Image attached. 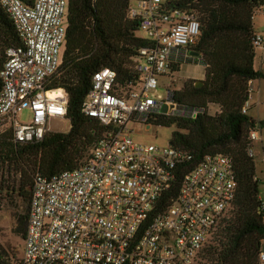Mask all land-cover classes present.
Segmentation results:
<instances>
[{"label": "built area", "instance_id": "built-area-1", "mask_svg": "<svg viewBox=\"0 0 264 264\" xmlns=\"http://www.w3.org/2000/svg\"><path fill=\"white\" fill-rule=\"evenodd\" d=\"M177 1L129 2L125 19L137 23L146 41L132 59L133 80L120 84L106 67L92 75L81 113L104 132L79 167L33 176L16 264H195L232 208L237 180L228 155L205 156L184 172L188 152L132 138L134 127L151 129L155 116L204 112L179 106L170 98L177 90L159 84L196 58L190 50L199 36L198 15L173 6ZM0 6L20 40L5 50L0 70V138L17 146L38 143L52 133V121L69 123L66 91L50 86L61 65L68 0H0ZM262 7L253 8L251 20ZM252 45L264 47L261 35L253 34ZM159 88L166 89L164 98ZM251 89L249 83V94ZM163 105L166 112L160 113ZM26 111L29 120L20 123ZM248 140H258L255 129ZM247 154L253 156L251 146ZM260 210L264 217L262 201Z\"/></svg>", "mask_w": 264, "mask_h": 264}, {"label": "trees", "instance_id": "trees-1", "mask_svg": "<svg viewBox=\"0 0 264 264\" xmlns=\"http://www.w3.org/2000/svg\"><path fill=\"white\" fill-rule=\"evenodd\" d=\"M33 0H23L30 4ZM132 0H68L67 29L59 74L50 86L62 88L68 95L66 133H47L43 140L22 146L0 138V161L16 166L18 190L24 192L38 173L51 176L73 170L80 154L101 137L104 128L81 113L82 102L91 88L92 75L101 68L115 71L120 84L133 80L132 59L146 41L137 36L138 25L125 19ZM259 0H179L173 6L193 9L200 23L191 52L198 56L189 64L204 68L202 86L185 82L170 92L179 106L200 112L194 118L155 116L152 127L176 125L171 143L191 156L184 172L205 156L228 155L234 165L237 190L233 211L214 234L205 249L208 264H260V245L264 238V217L259 197L249 131L256 123L242 114L249 99V83L263 79L264 73L253 68L252 10ZM20 45L12 22L0 6V70L5 50ZM179 70H177L178 72ZM1 90V83H0ZM218 113H207L208 106ZM24 226L18 232L24 237ZM0 264H11L8 251L0 244Z\"/></svg>", "mask_w": 264, "mask_h": 264}, {"label": "rangeland", "instance_id": "rangeland-1", "mask_svg": "<svg viewBox=\"0 0 264 264\" xmlns=\"http://www.w3.org/2000/svg\"><path fill=\"white\" fill-rule=\"evenodd\" d=\"M258 25L262 28L260 30L258 29L259 32H264V7L261 14L257 15L252 22V26H254L253 32H257L256 29ZM137 36L140 38L144 37L143 33L140 31L137 32ZM255 52L257 54L260 53L258 48L255 49ZM202 67L203 66L201 65L195 64L183 65L177 73L159 78V84L161 86L169 85L172 90H179L185 82L203 81ZM156 93L158 96L164 98L167 91L165 88H159ZM249 95L250 99H248L249 108L247 109V116L256 123V127L253 129L256 130L259 137V140L253 142L251 147L257 168L258 170H261L263 165L262 154L260 153L259 147L260 137L262 143L264 142V78L252 82V89ZM217 110L218 108L216 106H211L209 108V113L213 115L217 113ZM28 120L29 114L27 111L23 112L19 117L20 123H26ZM50 127L52 128V133H66L69 130V123L54 120L50 123ZM175 127V124H172L170 127H152L147 132L141 127H134L132 138L135 142L141 144H150L164 148L169 145L172 133L176 129ZM94 144L90 148H86L80 154L75 168L79 167L86 160L87 156L92 151ZM36 173H38V171ZM18 184L19 174L16 166H13L12 164L9 165L7 162L3 164L2 161H0V244L8 251L11 264H16L21 256L23 238L22 234L18 232V229H21L24 226L29 197V188L24 191L28 192V195L24 196V193L18 190ZM263 191V187L260 188L261 196ZM232 211L233 206L222 216L221 223L224 219L231 216ZM219 226L211 234L207 243L203 247V250L197 257L195 264H208L205 249L212 245L214 234L217 232Z\"/></svg>", "mask_w": 264, "mask_h": 264}, {"label": "crops", "instance_id": "crops-1", "mask_svg": "<svg viewBox=\"0 0 264 264\" xmlns=\"http://www.w3.org/2000/svg\"><path fill=\"white\" fill-rule=\"evenodd\" d=\"M263 7H264V5H263ZM263 7H262V10L257 15L261 14V12L263 11ZM255 17H254V19H255ZM254 19L252 20V22L254 21ZM253 28H254V26H253ZM258 29L259 30L262 29L261 26H259V25L257 26V29H256L257 32H254V34L261 35V37L263 38V41H264V34H263L264 32H259ZM254 31H255V29H254ZM258 49L260 51L259 54H257L255 52V49H254L255 56H254V60H253V68H254L255 71H259V72L264 73V47L258 48ZM195 67H198V66H195ZM203 78H204V68L202 67V79ZM251 87H252V83H251ZM249 99H250V95H249ZM248 108H249V103L247 102V109ZM258 140H259V137H258ZM258 140H256V141H258ZM259 148H260L259 149L260 153L262 154V165H263V168L261 170H258L255 161H254V163H255L256 176L258 177V180L260 182V188L263 187V190H264V142L262 143L261 137H260V147ZM252 155H253V151H252ZM252 157L254 159V155ZM259 191H260V189H259ZM259 197H260V200L264 203V191L262 193V196L259 193ZM260 252L262 254H264V240L261 242ZM260 264H264V262H262Z\"/></svg>", "mask_w": 264, "mask_h": 264}, {"label": "water", "instance_id": "water-1", "mask_svg": "<svg viewBox=\"0 0 264 264\" xmlns=\"http://www.w3.org/2000/svg\"><path fill=\"white\" fill-rule=\"evenodd\" d=\"M192 55L194 57H197L198 55L196 53H192ZM197 88L201 87L202 86V81H197L196 85H195ZM172 108V106L170 107ZM166 112V106L163 105L160 109V113H165ZM148 128V125L146 126ZM169 145H172L171 143H169Z\"/></svg>", "mask_w": 264, "mask_h": 264}]
</instances>
